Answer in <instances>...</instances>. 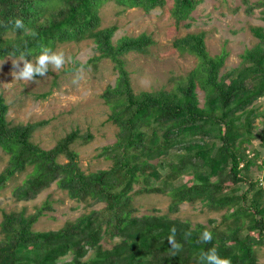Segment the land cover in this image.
Here are the masks:
<instances>
[{
	"label": "trees",
	"instance_id": "trees-1",
	"mask_svg": "<svg viewBox=\"0 0 264 264\" xmlns=\"http://www.w3.org/2000/svg\"><path fill=\"white\" fill-rule=\"evenodd\" d=\"M166 1L0 0V59L23 52L33 60L45 47L90 39L97 54L88 63L110 59L117 73L101 94L110 111L107 120L117 127V146L106 151L111 165L96 171L81 170L71 147L78 138L86 142L89 134L73 131L42 149L31 140L39 123H10L0 95V149L8 156L0 189L25 173L13 189L18 200L33 199L56 182L71 199L103 203L105 211L90 210L47 231L33 229L46 203L33 213L3 211L0 264H198L210 248L230 264H264L257 256L264 245V175L260 180L251 174L252 166L264 168V159L249 148L254 139L264 148V103L255 106L264 98V26L250 27L257 41L240 54L239 71L221 74L227 52L209 55L205 33L191 32L173 44L195 56L196 66L170 89L134 91L124 55L147 53L153 40L141 34L114 41L117 27L100 26V9L114 2L149 12ZM203 1L172 0L171 14L180 22ZM244 2L248 14L259 8L264 20V0ZM17 18L24 29L14 27ZM182 176L195 178L177 183ZM144 193L168 195V211L138 215L133 197ZM184 202L224 212L215 225L171 218ZM205 229L212 234L208 243L200 240ZM170 236L179 251L172 249Z\"/></svg>",
	"mask_w": 264,
	"mask_h": 264
},
{
	"label": "rangeland",
	"instance_id": "rangeland-1",
	"mask_svg": "<svg viewBox=\"0 0 264 264\" xmlns=\"http://www.w3.org/2000/svg\"><path fill=\"white\" fill-rule=\"evenodd\" d=\"M171 7L172 0H167L165 5L149 12L141 8H122L114 2H107L100 9V26L117 27L114 41L122 36L137 37L141 34L153 40L147 53L128 52L124 55L134 91L170 89L178 78L196 66L195 56L181 53L173 44L175 39L191 32L205 33V47L209 55L219 54L222 50L227 52L221 74L234 69L239 71L243 67L240 54L257 41L250 27L264 26L260 9L254 8L248 14L244 0H204L188 18L180 22L172 16ZM52 50L64 54L63 66L55 69L49 65L44 76H36L30 81L15 79L13 63L17 58L0 59V95L7 105V120L12 124L39 123L31 140L42 149L52 148L60 138L73 131L80 136L89 134L90 138L86 142L78 138L71 145L77 152L79 166L84 172L106 169L111 165L106 151L117 146V127L107 120L110 111L101 94L115 82L117 73L113 62L102 58L95 64L88 63L97 54L90 39L58 44ZM197 91L201 105L203 91L199 88ZM263 103L264 98L259 99L255 106ZM257 123L258 120L255 121ZM257 130H261V127H257ZM249 148L258 149L261 152L260 159H264V148H260L258 139H254ZM7 159V154L0 149V171L6 166ZM59 160L63 162L65 158ZM225 174L222 171L220 177H225ZM251 174L261 180L264 168L252 166ZM24 177L25 173L18 174L0 189V221L3 211L24 210L33 213L44 203L49 207L33 225L34 230H57L67 220H74L90 210L105 213L103 203L77 202L56 182H52L33 199L18 200L13 189ZM194 178L182 176L177 183H189ZM226 185H230V182L225 181ZM134 189H137V185ZM169 201L168 195L159 193L137 194L133 197L138 215L166 213ZM223 212L208 211L198 202H184L177 212L169 215L191 224L215 225ZM211 219L215 221L212 224L209 221ZM104 245L108 246L106 243ZM257 256L259 262L264 263V245L258 248Z\"/></svg>",
	"mask_w": 264,
	"mask_h": 264
},
{
	"label": "clouds",
	"instance_id": "clouds-1",
	"mask_svg": "<svg viewBox=\"0 0 264 264\" xmlns=\"http://www.w3.org/2000/svg\"><path fill=\"white\" fill-rule=\"evenodd\" d=\"M14 27L17 29H24L23 21L17 18L14 21ZM32 35H35V33L33 32ZM64 63V54L62 52L53 51L48 47L43 48L40 54L35 57L34 62L25 59V53L21 52L13 63L15 79L30 81L36 76H44L48 72L49 65H52L55 69H60ZM200 240L204 243L211 241V232L205 229L200 234ZM168 242L174 251L180 250L181 246L176 243L171 236L168 238ZM198 264H230V261L227 258L220 257L215 248H210L206 252L201 253Z\"/></svg>",
	"mask_w": 264,
	"mask_h": 264
}]
</instances>
